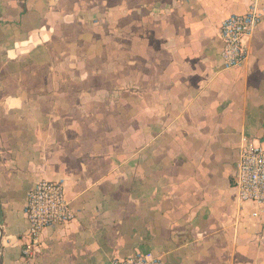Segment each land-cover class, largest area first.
I'll return each mask as SVG.
<instances>
[{
  "label": "crops",
  "instance_id": "1",
  "mask_svg": "<svg viewBox=\"0 0 264 264\" xmlns=\"http://www.w3.org/2000/svg\"><path fill=\"white\" fill-rule=\"evenodd\" d=\"M255 0H0L4 264H264L239 201L245 139L264 145V0L245 65L220 28ZM63 180L74 221L22 258L26 194Z\"/></svg>",
  "mask_w": 264,
  "mask_h": 264
},
{
  "label": "built area",
  "instance_id": "2",
  "mask_svg": "<svg viewBox=\"0 0 264 264\" xmlns=\"http://www.w3.org/2000/svg\"><path fill=\"white\" fill-rule=\"evenodd\" d=\"M262 20L258 1L246 14L226 18L220 28L223 42L221 57L226 68L245 65L250 56V39ZM235 187L239 201L254 206L252 217L264 221V145L254 139H245L236 165ZM24 212L29 227L22 258L30 263L38 256L43 232L67 225L75 220L63 180H41L27 191ZM109 264H162L159 256L136 251L123 258H112Z\"/></svg>",
  "mask_w": 264,
  "mask_h": 264
},
{
  "label": "water",
  "instance_id": "3",
  "mask_svg": "<svg viewBox=\"0 0 264 264\" xmlns=\"http://www.w3.org/2000/svg\"><path fill=\"white\" fill-rule=\"evenodd\" d=\"M2 234H1V225H0V264H4V249L2 244Z\"/></svg>",
  "mask_w": 264,
  "mask_h": 264
}]
</instances>
